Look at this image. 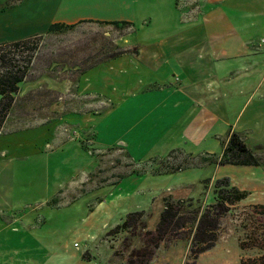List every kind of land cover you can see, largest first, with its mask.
I'll use <instances>...</instances> for the list:
<instances>
[{"label":"rangeland","instance_id":"rangeland-1","mask_svg":"<svg viewBox=\"0 0 264 264\" xmlns=\"http://www.w3.org/2000/svg\"><path fill=\"white\" fill-rule=\"evenodd\" d=\"M81 1L87 6L81 11V3L72 4L71 12L90 16L91 2ZM126 1L133 11L112 6L95 16L124 18L133 13L132 29L128 24L83 22L35 39L38 46L26 81L0 132V230L19 232L8 234L6 247L0 244L7 250L21 246L22 233L26 244L38 237L36 256L60 257L65 242L71 253L110 256L123 264L157 259L179 264L183 252V264H192V248L201 246L191 242L190 219L197 209L216 203V160L178 151L136 160L124 144L109 146L96 139V122L115 106L110 98L117 86L113 79L125 74H86L81 69L106 64L109 57L124 59L137 50L135 40L164 37L178 24L171 0ZM257 159L264 170V151ZM253 192L230 206L217 225L218 237H240L249 250L239 264H264V187ZM166 202H182L183 228L155 243ZM227 249L232 251L227 242H219L199 264L214 262Z\"/></svg>","mask_w":264,"mask_h":264},{"label":"crops","instance_id":"crops-1","mask_svg":"<svg viewBox=\"0 0 264 264\" xmlns=\"http://www.w3.org/2000/svg\"><path fill=\"white\" fill-rule=\"evenodd\" d=\"M28 1L0 0V44L51 36L48 28L54 24L114 26V22H126L132 29L136 20L133 13L124 18L95 16L96 11L109 12L112 6L133 11L126 0H85L93 6L90 16L71 12L72 4L81 3V11L87 6L81 0ZM171 1V12L178 19L172 33L152 40L137 39V50L126 58L109 57L106 64L81 69L86 74H125L113 79L117 86L110 98L115 106L96 122L97 142L109 146L122 143L136 160L159 159L178 151L204 160L214 158L218 163L234 132L257 158L264 151V0ZM219 178H227L248 195L264 187L262 165L218 163L212 180ZM12 232L19 234L13 229L0 230V244L6 247ZM26 239L21 233L20 247L7 250L0 246V264H123L110 256L71 253L65 242L60 257L56 253L36 256L38 237L33 236L28 244ZM221 241L232 251L218 253L210 264H239L247 257L249 250L242 247L240 237L222 235L195 264L213 253ZM184 259L183 252L179 264ZM161 263L157 259L149 264Z\"/></svg>","mask_w":264,"mask_h":264},{"label":"trees","instance_id":"trees-1","mask_svg":"<svg viewBox=\"0 0 264 264\" xmlns=\"http://www.w3.org/2000/svg\"><path fill=\"white\" fill-rule=\"evenodd\" d=\"M15 2V1H14ZM10 7V6H9ZM127 25L126 22H114L113 25ZM74 26H65L61 24L50 25L49 33L62 32L63 30L73 28ZM38 38V37H37ZM36 38L17 41L8 44H0V132L9 116V112L14 102V96L19 93L20 85L25 81L29 67L31 65L33 54L38 46ZM36 41V42H33ZM23 49L22 52H20ZM27 52L26 55L23 53ZM219 164L233 166H258L259 161L256 156L246 147L240 136L232 132L218 159ZM215 204L208 205L199 212L197 209L192 218L193 231L191 242L200 248H192V264L197 257L213 248L218 240L216 234L217 225L220 217L228 211L230 206L244 200L247 193L240 191L232 186L227 178L215 180ZM182 202L167 203L162 210L159 222L156 226V242L159 243L168 232H174V229L183 228L181 223L184 220ZM126 225V223L124 224ZM152 236V233H149ZM157 246V245H156Z\"/></svg>","mask_w":264,"mask_h":264},{"label":"built area","instance_id":"built-area-1","mask_svg":"<svg viewBox=\"0 0 264 264\" xmlns=\"http://www.w3.org/2000/svg\"><path fill=\"white\" fill-rule=\"evenodd\" d=\"M262 42H264V41H262ZM22 51H23V49H22L20 52H22ZM24 51H25V50H24ZM26 53H27V52L25 51L23 54L26 55ZM75 246H76V245H75Z\"/></svg>","mask_w":264,"mask_h":264}]
</instances>
